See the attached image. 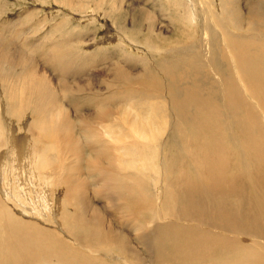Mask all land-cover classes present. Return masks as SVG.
I'll return each instance as SVG.
<instances>
[{"label": "bare ground", "instance_id": "6f19581e", "mask_svg": "<svg viewBox=\"0 0 264 264\" xmlns=\"http://www.w3.org/2000/svg\"><path fill=\"white\" fill-rule=\"evenodd\" d=\"M216 1L178 8L189 44L87 92L70 39L0 21V264H264V0Z\"/></svg>", "mask_w": 264, "mask_h": 264}, {"label": "rangeland", "instance_id": "374dc122", "mask_svg": "<svg viewBox=\"0 0 264 264\" xmlns=\"http://www.w3.org/2000/svg\"><path fill=\"white\" fill-rule=\"evenodd\" d=\"M75 1V4H79L81 2V5L76 7L75 9H68L66 7L68 5L64 4L61 0H57L56 2H54L53 0H0V18L2 19H0V21L4 24H7V21H10V23H14V28L20 29L21 27L22 31L26 30V32H28L27 34H31V38H40L44 43H47V38H51V36H54V40L55 38H57L59 42H63V39H70L71 44L69 45H71L70 47L73 48V51H75L74 49L77 48L82 55L84 54V56L80 58L85 59L87 57L90 58V60L92 59V64L95 62L93 68L91 67V69L89 70L86 69L88 71L87 74H89V77L85 76V79L83 80L84 82L82 80H78V82L75 81L74 83V85L77 86L74 89L81 88L85 92H87L89 89H92L93 87L96 88V86L101 85V83L105 86L106 83L112 79L110 74L113 72V70H111L113 66L110 65L117 62V60L124 61V67L126 65L135 64L138 67H145L148 64L151 66L153 63L155 64L156 60L160 59L163 56L162 52L165 50V48L168 49L170 45L174 44H177L179 46L183 41H186L184 43L189 44L196 33L193 30L195 22L193 24H190L187 17H185V19L189 24L186 23L185 27H181L175 24V22L177 21L176 16L179 12L178 8L181 10L183 9L184 12L188 11L186 0H180L181 2L179 0ZM207 1L210 3H208L210 11H212L214 7L216 9V6L218 5L217 3L220 4V2H217L216 0ZM112 3H119L121 7L119 6L113 8V10L110 8ZM236 4V9L240 10L241 13L244 14L246 12V1L237 0ZM196 7L198 6L196 5ZM212 12H216V10H213ZM80 14L82 17L80 16ZM105 14H107V16ZM153 16L155 19L153 18ZM184 16L186 15L184 14ZM145 17L150 20L147 21ZM151 18H153V22H151ZM56 21L58 24L56 23ZM1 22L0 25L2 24ZM4 24L1 25L2 28ZM197 24L198 21L196 22V25ZM18 25H20V27H18ZM164 25L166 26V28H164ZM187 30L191 31L186 35ZM188 35L190 38L186 39V36ZM83 50H85L86 52ZM177 52L179 51L177 50ZM75 53L77 52H72L71 55L75 56ZM87 55H89V57ZM92 69L94 70L93 72L91 71ZM91 72H95L94 75H92V77L94 76V78L91 77ZM48 75L49 74H47L46 76ZM49 77L51 76L49 75ZM105 80L107 81L105 82ZM0 88L3 89L1 85ZM0 91V95H2L3 90ZM102 92H104L103 86ZM79 104V109L81 111L86 109V105L78 103V105ZM5 113L7 115L9 114L6 111ZM5 113L4 115L2 114L3 116H0L4 117L6 115ZM20 121L24 122V119L21 118ZM8 123V125L11 124V126H13L12 128L15 127L17 129L15 124L16 122L14 123V121L11 122L9 120ZM12 123L14 125H12ZM22 135L23 133L21 134L19 132L18 138H21ZM188 142L185 143L186 147L188 149H191V153H196L198 149L196 150L197 146H194L197 145L195 140L191 139V141L189 143ZM227 144L228 143L226 142V145ZM157 146H159V144H157ZM163 146L164 152L168 155L169 160L173 156L171 158V161L173 160L181 162V156L183 155V152L180 145L175 146L177 149L175 147L173 149L168 142ZM233 158L236 162H240L239 154H237V151L236 155L233 156ZM244 160L246 165L249 164L248 159L244 158ZM94 204L96 206L100 205V203L97 201H94Z\"/></svg>", "mask_w": 264, "mask_h": 264}]
</instances>
